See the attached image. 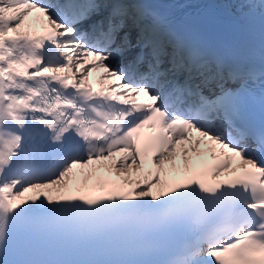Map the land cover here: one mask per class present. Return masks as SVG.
<instances>
[{
    "label": "snow or ice",
    "instance_id": "1",
    "mask_svg": "<svg viewBox=\"0 0 264 264\" xmlns=\"http://www.w3.org/2000/svg\"><path fill=\"white\" fill-rule=\"evenodd\" d=\"M242 7L258 64L152 0H0V264H264Z\"/></svg>",
    "mask_w": 264,
    "mask_h": 264
},
{
    "label": "bare ground",
    "instance_id": "2",
    "mask_svg": "<svg viewBox=\"0 0 264 264\" xmlns=\"http://www.w3.org/2000/svg\"><path fill=\"white\" fill-rule=\"evenodd\" d=\"M228 1L236 9L241 10L243 8L242 4L244 3V0H236L235 3H233L232 0H228Z\"/></svg>",
    "mask_w": 264,
    "mask_h": 264
}]
</instances>
